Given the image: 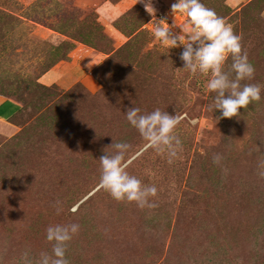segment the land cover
Masks as SVG:
<instances>
[{"label": "rangeland", "instance_id": "obj_1", "mask_svg": "<svg viewBox=\"0 0 264 264\" xmlns=\"http://www.w3.org/2000/svg\"><path fill=\"white\" fill-rule=\"evenodd\" d=\"M174 2L151 0L156 18L180 24ZM202 2L241 36L255 68L244 83L264 85V0ZM154 19L141 0H0V95L18 104L0 119V264L50 253L47 228L68 223L80 225L70 264H264V91L219 119L208 76L182 68L183 46L167 50ZM70 59L78 75L41 80ZM133 106L179 117V158L147 147L125 119ZM112 141L132 146L127 170L156 185V208L99 187Z\"/></svg>", "mask_w": 264, "mask_h": 264}, {"label": "clouds", "instance_id": "obj_2", "mask_svg": "<svg viewBox=\"0 0 264 264\" xmlns=\"http://www.w3.org/2000/svg\"><path fill=\"white\" fill-rule=\"evenodd\" d=\"M149 15L152 16L153 35L167 50L183 46L179 58L184 69L192 74L208 76L206 87L215 93L208 106L214 112L219 110L223 118L239 115L240 109L261 99L264 85L244 83L254 77L255 68L246 52L242 51L241 36L216 11L207 7L202 0H175L171 4L172 14H179L180 24L167 22V18L157 19L156 9L151 0H141ZM179 27V32L173 29ZM231 61L228 64V61ZM125 119L146 141L147 147L163 154L169 163L179 158L183 144L176 134L180 119L176 114L155 108L143 112L139 107H130L125 112ZM111 152H105L98 159L100 162L99 187L107 191L117 201L135 202L139 208H156L152 199L157 196L155 184L146 185L137 176L127 170L126 160L132 146L125 141L111 143ZM213 163L219 164L222 156L217 153ZM264 168V161L260 162ZM264 177V170L259 172ZM62 211L60 202H56V212ZM78 223L50 225L46 230V240L51 242V252L42 251L38 257L24 255V264H70L67 258V246L78 233Z\"/></svg>", "mask_w": 264, "mask_h": 264}, {"label": "crops", "instance_id": "obj_3", "mask_svg": "<svg viewBox=\"0 0 264 264\" xmlns=\"http://www.w3.org/2000/svg\"><path fill=\"white\" fill-rule=\"evenodd\" d=\"M77 54L81 56H86L87 51L85 48H79ZM83 58V57H82ZM77 66L76 59H70L69 62H59L54 65L51 69L47 70L44 74L41 75V80L46 82H51L57 80L63 83V76L66 74L78 75V72L75 71ZM65 67V69L63 68ZM18 109V104L11 98L0 95V119L8 120Z\"/></svg>", "mask_w": 264, "mask_h": 264}]
</instances>
